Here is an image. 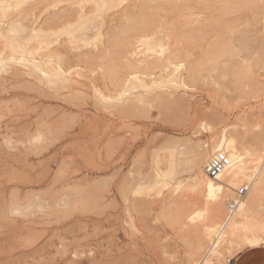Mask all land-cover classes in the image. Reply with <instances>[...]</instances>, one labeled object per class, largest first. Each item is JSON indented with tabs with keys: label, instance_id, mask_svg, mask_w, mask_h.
<instances>
[{
	"label": "rangeland",
	"instance_id": "obj_1",
	"mask_svg": "<svg viewBox=\"0 0 264 264\" xmlns=\"http://www.w3.org/2000/svg\"><path fill=\"white\" fill-rule=\"evenodd\" d=\"M223 130L253 170L264 0H0V264H225L264 247L262 229L210 254L201 189L168 174Z\"/></svg>",
	"mask_w": 264,
	"mask_h": 264
},
{
	"label": "bare ground",
	"instance_id": "obj_2",
	"mask_svg": "<svg viewBox=\"0 0 264 264\" xmlns=\"http://www.w3.org/2000/svg\"><path fill=\"white\" fill-rule=\"evenodd\" d=\"M68 17L69 16H67V21L69 20V18H71V17H69V18ZM55 19H57V18H55ZM64 20H66V19H64ZM35 30H37V29H35ZM45 57L46 56H44V60L47 61L48 57L46 59H45ZM49 61L50 60L48 58V61H47L48 63L44 62V64L45 63H47V64L46 65L43 64V65L45 67L48 66ZM29 62L32 64L31 66H33V68H34V66L39 65L40 61H38V59H35V58L32 59L31 58ZM54 62H53V64H54ZM53 64L51 63V65H53ZM56 65H58V63ZM67 67H64V68H67ZM70 67H73V70L75 68L74 65H71ZM37 69H38V67H37ZM39 69H40V66H39ZM47 69L48 68L46 67V72L49 71V69L48 70ZM56 69H57V72H59V73L63 72V70H64V69H62V67H58V66H57V68L52 67L53 72H56ZM58 69H62V70H58ZM44 72H45V70H44ZM65 72H66V70H65ZM137 83H138V81H137ZM143 86H139L141 88L140 90H143L142 89ZM136 89H138V88H136ZM145 89H146V84H145ZM129 90H131V89H129ZM123 91H126V90H123ZM157 93H154V94H156V97L158 98ZM124 96H126V95H124ZM143 97H142V99H143ZM142 99H141V101H142ZM148 99H151V98H147V100ZM121 100H123V99H121ZM116 101L119 102L118 100H116ZM144 101H145V97H144ZM149 101H151V100H149ZM146 102H148V101H146ZM154 103H156V102H154ZM154 103H152V105ZM174 104H175V101H174ZM148 105L150 106V104H148ZM175 105H177V104H175ZM199 144H202V143H199ZM208 145L207 144L203 145V146L199 145L197 148L196 147L194 148V150H193L194 152H191L193 154H191L190 158H188V160H187V162H188L187 169H184L181 167L178 168L177 166L175 167L176 164H174L172 162L171 163V172H169L168 174L171 173L172 175H170V176H173V177L177 178V181H180V180L184 179V176H181V175H183L184 173H187V179L191 183L192 187L193 186L195 188L199 187L201 189V191H202V200L200 202L201 206L196 207L195 212L200 216V220L202 221V225L199 229L202 236H205V238H206V236L207 237H210L212 235L214 236V237H212V240H209V241H211L209 249H208L209 253H210V251L215 252L217 250V247L220 245H222L221 246L222 248H224L226 246V247H230V248H239V249H240V247L242 248L243 244H249L251 246H254L258 243L257 237H256L257 232L264 229V218L262 217V216H264V214L262 213L263 214L262 216L258 215V214H261L259 210L263 208L262 198H263V189H264V157H263V155H258L257 156L258 161H256V163H255L256 166L254 167V169L251 171H247L249 167L246 166V164L243 161V157H242L243 151L245 150V148H243L242 146H238L235 143V140L233 138H229V137L227 138L225 131L223 132V134L221 135V138L219 140H216L214 143L210 144V146H208ZM257 146L259 147V151L264 150V140H262V141L260 140V142L257 144ZM191 147H192V145H191ZM172 148H174L173 150L178 149L175 144H172ZM169 149H171V148H169ZM178 151H179V149H178ZM216 151L225 152L227 154L229 160H230V165L217 178L213 179V178H210L207 176L204 168H205V164L207 163L209 157ZM258 152H257V154H258ZM174 158H173V160H174ZM175 160H177V159H175ZM172 166H174L175 168L172 169ZM244 180L248 182V185H246V187L248 188L246 196H244V198H242L239 201L237 213L228 215L224 218V210H225L224 207H225V203H226V201H224V200L226 199V197L230 193H233L232 190L236 189L238 184ZM249 185H250V190H249ZM227 198H229V196ZM156 203H159V201ZM170 203L173 204L172 201ZM158 206L161 207L160 205H158ZM162 212H164V210ZM220 221H222L223 223H221ZM219 222L221 223V225L219 224ZM218 225H219V228H217ZM207 246H208V244H207ZM193 258L190 259L188 257V259H190V260H193ZM209 259L206 256V257H202L201 261L198 260L199 262L193 261V263H192L190 260H189V262H191L192 264H209V262H210ZM179 260H180V258H179ZM186 262H188V260H186ZM171 263L172 262H170L169 264H171ZM173 263H175V262H173ZM186 264H188V263H186ZM212 264H214V262Z\"/></svg>",
	"mask_w": 264,
	"mask_h": 264
},
{
	"label": "built area",
	"instance_id": "obj_3",
	"mask_svg": "<svg viewBox=\"0 0 264 264\" xmlns=\"http://www.w3.org/2000/svg\"><path fill=\"white\" fill-rule=\"evenodd\" d=\"M230 165V160L227 154L223 151L214 152L205 164V173L210 178H217ZM234 196L227 203L229 215L234 214L237 210L239 201L245 196L247 187L245 185L234 189ZM219 264V263H214ZM225 264H232V258L225 259Z\"/></svg>",
	"mask_w": 264,
	"mask_h": 264
},
{
	"label": "crops",
	"instance_id": "obj_4",
	"mask_svg": "<svg viewBox=\"0 0 264 264\" xmlns=\"http://www.w3.org/2000/svg\"><path fill=\"white\" fill-rule=\"evenodd\" d=\"M232 264H264V247L240 250L233 258Z\"/></svg>",
	"mask_w": 264,
	"mask_h": 264
}]
</instances>
